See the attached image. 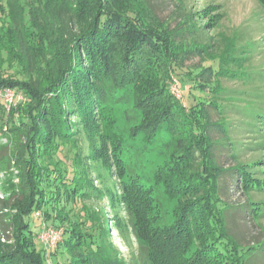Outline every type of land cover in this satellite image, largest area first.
<instances>
[{
  "label": "trees",
  "instance_id": "trees-1",
  "mask_svg": "<svg viewBox=\"0 0 264 264\" xmlns=\"http://www.w3.org/2000/svg\"><path fill=\"white\" fill-rule=\"evenodd\" d=\"M155 1L162 0H0V96L12 93L10 102L0 98V132L13 144L7 155L19 178L5 181L11 192L0 199V231L13 239L0 241V264H121L108 251L109 238L125 221L153 264H252L264 253V235L244 243L227 221L235 213L260 220L264 201L250 199L264 190V160H240V143L209 119L208 107L218 106L213 97L181 99L193 87L217 95L219 78L236 75L222 64L226 43L217 68L188 69L179 32L195 36L192 43L211 40L206 28L214 17L200 23L208 6L182 12L186 0H171L176 15L184 13L171 26L153 18ZM203 42L196 46H208ZM172 75L180 77L179 98L170 92ZM129 94L139 120L116 132L112 105ZM255 114L247 123L264 130V114ZM162 130L168 137L159 142ZM138 135L159 156L149 175L143 162L139 171L124 158ZM259 138L245 147L264 149ZM221 147L228 154L215 152ZM96 164L112 186L94 185L103 179ZM232 188L249 202L231 203ZM97 199H106L109 211L88 204ZM47 228L62 231L50 247L39 237Z\"/></svg>",
  "mask_w": 264,
  "mask_h": 264
},
{
  "label": "rangeland",
  "instance_id": "rangeland-1",
  "mask_svg": "<svg viewBox=\"0 0 264 264\" xmlns=\"http://www.w3.org/2000/svg\"><path fill=\"white\" fill-rule=\"evenodd\" d=\"M182 12H187L189 10H194L196 8H205L208 6V14L205 15L203 21L206 22V18L211 16L214 17V24H210L206 29H208V36L211 40H199L208 46L204 48H199L196 45H200L197 40L192 43V39L195 36H191L188 31H181L180 36L185 40L186 48L189 51L186 52L183 63L188 69H197L200 66L212 65L217 68L219 65L218 57L220 56V49L225 44L227 46L226 50L223 52L222 64L230 68V70L236 73L235 76H222L219 78V83L222 88L219 94L213 95V92L206 89L204 91L198 90L197 88H191L189 92L191 95L185 96V92H182V98L186 97L187 103H192V97L197 100L210 101L212 97L218 106H209L208 111L210 113V121L214 123H222L223 128L229 134L231 140L237 142L238 150L240 152V157L242 161L250 162L255 159L256 161L261 158L264 160V149L260 151H255L254 148L247 149L245 145L255 140H260L261 135H264V130L257 128V126H252L247 122L249 119L256 115V112H261L264 114V3L262 0H186L183 2ZM216 7V9L214 8ZM153 18L156 20H164L171 26H176V23L181 19L184 13L178 12L179 15L175 13V2L171 0L155 1L153 4ZM208 15V16H207ZM176 17V18H174ZM217 17V18H216ZM216 19V20H215ZM186 27V25H184ZM182 29H185V27ZM199 32V31H197ZM205 32V31H204ZM194 45L196 47H194ZM172 82L176 79L181 82L180 77L172 75ZM205 78H208L206 76ZM175 88V87H174ZM170 92L174 97L179 98L181 92L179 88L172 89V84H170ZM1 94V93H0ZM12 95V94H11ZM4 97V96H3ZM0 96V98H3ZM116 105H112L113 115H114V131H123L127 133L133 125H135L139 120V114L135 110L133 111V96L129 94V99L124 97ZM6 100V98L4 97ZM4 99H2L4 101ZM136 107V106H135ZM218 107L220 109L218 110ZM4 108H6L4 104ZM7 109V108H6ZM138 114V115H137ZM254 122V121H253ZM259 122L256 123L258 125ZM4 131L6 128L3 129ZM214 137L217 138L222 136V132L214 126L212 127ZM254 131V132H253ZM6 132V131H5ZM159 142H163L164 137H168V133L162 130ZM255 139V140H254ZM141 135H138L137 140L132 142V145L127 147L124 153L125 160L133 168H139L138 163L143 162V173L149 175L152 169L155 167V163H158L159 156L157 152L152 151L148 148L149 145H145L141 141ZM226 141V140H223ZM85 151H87V144L82 142ZM240 148V149H239ZM13 144L7 133L0 132V199L6 197L10 194L11 190L7 188L5 181L10 179L13 183H17L19 178L17 176V170L14 167V159L8 155L7 152H12ZM229 149L221 147V151H215L216 153L228 154ZM216 150V149H215ZM156 153V154H155ZM254 160V161H255ZM8 162V163H7ZM261 160L258 165H254L253 170H255V177L258 176V170L256 167L260 166ZM96 167H100L102 171V178L104 179H94V185L98 188L103 185H113L114 179L111 177L109 172L104 169L101 165L96 164ZM262 168V167H261ZM264 174V172L261 174ZM264 176H259V178ZM9 181V180H8ZM8 183V182H7ZM9 187V185H8ZM231 203L245 204L249 202V198L241 192L239 188L231 189ZM253 199L255 201H264V190L253 191ZM88 204L91 207H100L105 204L106 211H109V205L106 199L102 200H90ZM108 213V212H107ZM248 214V213H247ZM111 215V213L109 214ZM113 215V214H112ZM120 216L124 218L125 213L120 211ZM234 216V217H233ZM228 217V226L233 228L240 240H243L247 244H255L262 240L264 232V212L260 215V220L253 223L252 221H247L239 219L237 214ZM113 217L107 216L108 219ZM125 220V219H124ZM126 222V229L123 228L122 232H111L109 241L112 244V248L108 251L112 255L117 256L121 261V264H153L148 259L145 261L146 257L140 254L139 249H137L136 241L131 233L130 224ZM110 223V224H109ZM110 229H114V224L112 220L108 221ZM0 231V241L11 243L13 241L11 234ZM61 240V236L60 239ZM58 242V241H57ZM56 242V243H57ZM115 252V253H114ZM188 254V253H187ZM192 257V256H190ZM250 260L252 264H264V253L253 255ZM185 258V257H184ZM183 258V259H184ZM188 260L191 258H187ZM181 260V259H180ZM176 264H181L175 262ZM95 264V263H94ZM98 264V262L96 263Z\"/></svg>",
  "mask_w": 264,
  "mask_h": 264
},
{
  "label": "built area",
  "instance_id": "built-area-1",
  "mask_svg": "<svg viewBox=\"0 0 264 264\" xmlns=\"http://www.w3.org/2000/svg\"><path fill=\"white\" fill-rule=\"evenodd\" d=\"M179 88L178 83L176 79H174V82H172V89ZM5 98L7 102H10L12 99V93L8 90L5 91ZM62 231L60 229L55 228H47L45 230H42L39 237L41 241L45 244V246L50 247L53 244H55L57 241H59Z\"/></svg>",
  "mask_w": 264,
  "mask_h": 264
}]
</instances>
